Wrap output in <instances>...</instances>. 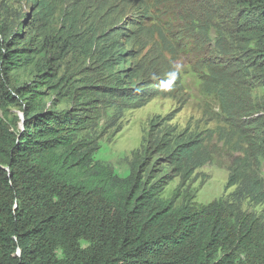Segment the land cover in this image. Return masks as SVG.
<instances>
[{
  "label": "trees",
  "instance_id": "16d2710c",
  "mask_svg": "<svg viewBox=\"0 0 264 264\" xmlns=\"http://www.w3.org/2000/svg\"><path fill=\"white\" fill-rule=\"evenodd\" d=\"M26 1L34 24L45 28L55 5ZM156 4L171 8L167 21L153 14ZM119 6L138 10L149 41L163 42L172 56L191 45L207 51L193 58V72L202 92L217 99L229 141L242 152L225 185L235 190L199 209L164 199L173 178L188 180L211 158L202 141L165 135L143 148L127 176L115 174L94 159L98 146L87 139L93 116L56 113L36 97L41 82L12 80L27 52L21 36L0 30V264H264V214L241 208L245 200L264 205V104L249 105L245 87L264 89V0H121ZM67 24L64 45L77 43L85 53L98 47L95 38L72 42L78 25ZM114 53L99 49L105 68L127 60ZM176 81L168 78L173 87ZM89 94L121 118L116 97L133 109L169 92L100 84ZM8 107L19 108L21 120H8Z\"/></svg>",
  "mask_w": 264,
  "mask_h": 264
},
{
  "label": "rangeland",
  "instance_id": "374dc122",
  "mask_svg": "<svg viewBox=\"0 0 264 264\" xmlns=\"http://www.w3.org/2000/svg\"><path fill=\"white\" fill-rule=\"evenodd\" d=\"M49 1L55 5L54 15L42 29L34 24V11L26 0H0V30L21 36L27 52L21 67L11 73L12 80L31 85L34 81L41 82L36 97L56 113L68 111L72 115L93 116L90 121L96 127L87 139L94 140L98 146L94 159L110 165L120 177L128 175L131 165L142 157L143 148L164 135L202 141L203 149L211 154L210 160L188 180L181 174L173 178L165 187L163 198L193 209L226 199L235 190V187L225 189L229 170L234 160L242 159L243 155L238 146L229 141V130L222 122L217 99L202 92L201 82L193 72V58L202 59L207 51L191 45L176 49L172 56L163 42L149 41L150 27L137 18L138 10L122 11L121 0ZM170 11L169 6L160 8L156 4L153 7V14L165 21ZM173 14L176 16V11ZM72 20L77 22L78 28L71 41L95 38L98 43L95 50L88 49L85 53V48L77 43L78 47L64 45L68 41L64 35L70 32L67 22ZM100 48L124 53L120 59L127 60L120 66L105 68L98 59ZM128 75L136 77L131 81ZM168 78L177 80L178 85L173 87ZM69 83L73 85L71 88ZM100 84L121 85L122 88L150 84L167 89L169 95L155 97L133 109L126 108L127 99L116 97L115 105L122 110L118 118L114 109L89 94ZM248 85L245 86L250 93L248 104L263 105L264 89L254 88L252 83ZM75 87L79 89L74 90ZM13 117L21 120L22 112L17 107H8L7 119ZM261 169L264 175V159ZM241 208L264 214V205L248 200L243 201Z\"/></svg>",
  "mask_w": 264,
  "mask_h": 264
}]
</instances>
